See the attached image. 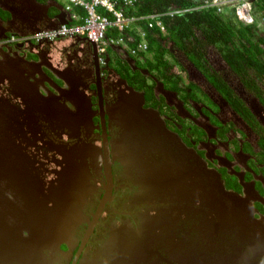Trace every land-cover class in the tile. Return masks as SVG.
<instances>
[{
	"label": "flooded vegetation",
	"instance_id": "af4514ba",
	"mask_svg": "<svg viewBox=\"0 0 264 264\" xmlns=\"http://www.w3.org/2000/svg\"><path fill=\"white\" fill-rule=\"evenodd\" d=\"M3 5L7 7L0 0V38L9 35V29L4 27L8 21L13 18L28 21L23 10H16L14 16ZM76 12L81 20L83 15ZM71 22V18L66 21ZM87 43L93 51L91 63L96 69L100 64L105 70L106 57L101 62L95 43L88 39ZM171 47L174 56L169 54L165 62L158 57L150 62L151 68L147 61L130 57L132 63L128 67L125 61L114 63L116 72L108 73L110 78L103 83L98 84L96 77L80 89H59L60 98L64 95L68 98V109L63 104L58 109L42 105V111L32 114L25 125H11V132L0 128V173L6 174L4 167L11 164H23L35 179L32 189L26 191L30 195L40 193L42 197V191L35 190L42 189V180L45 187L55 181L62 173V165L65 170L89 165L84 168L89 193L81 204L82 220L72 230V247L60 242L53 251L54 264H120L87 258L98 246L93 247L92 239H102L100 242L104 243L115 228L122 240H130L136 246L146 243L142 252L127 264H264V133L258 126L264 121V108L256 87H249L238 75L231 78L224 59L214 47L210 48L206 57L214 61L216 79L234 101L235 105H231L222 91L215 92L205 85L195 61L191 62L176 46ZM121 68L123 74L118 72ZM185 76L188 83L203 86L207 104L196 103L192 91L185 86ZM259 87L264 91L262 83ZM13 90L11 82L0 81L5 98L19 102ZM15 90L18 94L17 86ZM182 94L189 97L192 110L186 109ZM241 104L251 111L250 117L244 119L238 114L243 109ZM181 114L185 115L182 124L177 121ZM168 119L174 121L172 127L166 125ZM83 123L90 129L98 126L102 147L77 136L75 131ZM63 133L68 134V141L63 140ZM251 134L255 135V141ZM257 140L262 147L259 152L254 146ZM1 141H12L13 145L9 147ZM69 141L72 142L65 146ZM244 141L254 150H246ZM29 145L35 150L27 151ZM100 148L103 155H98ZM253 156L256 165L251 168L248 160ZM115 181L120 184L118 188ZM0 187L10 201L19 202V186L8 185L0 177ZM92 188L94 192L90 193ZM154 199L159 203L149 204ZM165 202L172 204L161 207ZM39 203L42 200L32 204ZM154 208L158 215L164 214V223L156 221L155 216L152 220L141 216ZM97 210L92 230L85 236L89 220ZM121 215L125 218L118 224L109 217ZM24 219L32 222L30 217ZM146 225L150 230H146ZM34 226L28 225L35 234ZM28 234L26 229L20 231V237L29 246ZM37 241L42 255V232ZM23 242L11 239L8 246L16 248ZM49 253L50 249L43 248L44 255ZM5 264H31V258L24 252L16 260L13 256L7 258Z\"/></svg>",
	"mask_w": 264,
	"mask_h": 264
},
{
	"label": "crops",
	"instance_id": "0c3cea01",
	"mask_svg": "<svg viewBox=\"0 0 264 264\" xmlns=\"http://www.w3.org/2000/svg\"><path fill=\"white\" fill-rule=\"evenodd\" d=\"M1 1L7 5V7L4 5L1 7L11 10L14 16L16 10L24 11L25 17L28 18L27 22L25 20L15 21L13 18L4 27L9 29V34H25L28 39L0 43V81L5 80L8 84L11 82L12 88L14 85V96L19 100L16 102L15 99H6L4 93L0 91V127L26 124L32 114L38 115L42 111V105L46 107L45 103L52 104L58 109L59 105H62L60 103L62 98L65 100L67 98L66 96L60 98L59 89L68 90L69 87L80 89L84 83L91 82L96 77L98 84L103 83L109 77L108 73L116 72L114 63L118 60L127 62L126 67L132 63L129 50H126L125 47L109 45L102 52L97 50L98 59L101 62L106 57L105 70L100 64L96 69L90 61L93 59V51L84 36L35 38L33 32L36 30L54 27L61 22L70 20L69 11L63 7L62 0ZM123 7L127 14L130 13L128 5H123ZM72 9L81 14L84 13V8L81 6L73 5ZM97 9L99 12L111 16V13L104 7L99 6ZM137 26L140 25L135 22L123 30L124 33L130 31L129 34L134 35V37H130L131 40H134L133 43L137 41L135 38ZM120 33L121 30L115 27H110L107 30L109 35ZM142 54L141 60L146 62L149 53L145 51ZM135 59L137 58L135 57ZM148 67L151 68L150 63ZM104 73L106 77H104ZM94 74L96 75L94 76ZM16 86L19 89L18 94L15 90ZM67 107L69 108V105Z\"/></svg>",
	"mask_w": 264,
	"mask_h": 264
},
{
	"label": "trees",
	"instance_id": "16d2710c",
	"mask_svg": "<svg viewBox=\"0 0 264 264\" xmlns=\"http://www.w3.org/2000/svg\"><path fill=\"white\" fill-rule=\"evenodd\" d=\"M198 2L200 0H135V4L129 6L130 13L134 14L178 10L161 16L166 26L164 33L154 28L148 30L145 40V50L149 53L147 63L158 60V57L165 62L169 54L174 56L171 46H176L185 57L195 56L201 60L199 65L205 64L208 68L206 54L214 47L213 50L218 51L232 74L238 75L244 82V72L254 70L256 74L247 85L253 87L262 83L264 86V23L243 22L232 10L196 6ZM252 5L264 22V0H252ZM140 23L144 22L141 20ZM210 72L212 81L216 80V71Z\"/></svg>",
	"mask_w": 264,
	"mask_h": 264
},
{
	"label": "water",
	"instance_id": "95a60500",
	"mask_svg": "<svg viewBox=\"0 0 264 264\" xmlns=\"http://www.w3.org/2000/svg\"><path fill=\"white\" fill-rule=\"evenodd\" d=\"M7 146L11 147L13 143L11 142H4L1 141ZM82 156L81 154H79ZM13 165L11 164L8 168L4 167V170L6 174L0 173V177H4L7 184H14L19 186L20 189L24 191H29L34 182L35 179H33V176L31 172H27L25 168H23V164L20 165ZM172 166V163H170ZM8 166V165H7ZM86 167L82 165L80 166H74L69 167L67 170H65L64 165H62V170L57 178H55V181H51L48 183V185L45 187L44 184L45 181L42 180V189L41 190H35V191H42V197L35 194V197L37 201L42 200V204L39 205V208L42 206V210L38 213L37 219L31 218V221H25V219H21L20 216H7L2 213H0V232L3 231L4 234L8 235H0V254L3 255L6 259L11 257L16 252L22 250L20 255H23V253L29 254L32 263L34 264L33 257L34 252L33 251H26L29 250L28 248L30 245L33 247H36V252H40L41 245L37 241V236L42 232V256L43 254V248H49L50 253L52 256L54 255V250L59 247L60 242H66L69 244V247H72V230L74 229L77 222L82 220L83 212L81 210V204L85 199L86 194L89 193V188L86 186V179H84V174L87 175V172L84 171V168ZM86 169V168H85ZM78 178V180H76ZM3 188L0 187V191ZM37 189V188H36ZM174 193V190L172 191ZM107 194H105V197ZM1 196L5 199V201H9L3 193H1ZM59 197V198H58ZM51 201V204L48 202ZM103 204V201L101 202ZM66 206V207H65ZM99 210L94 214L93 218L89 220V228L87 232L85 233V236L91 232L92 230V224L97 219ZM23 217V216H22ZM67 218V219H65ZM206 218V216H205ZM212 219V218H211ZM45 220V222H44ZM208 220V219H207ZM13 222V224H11ZM42 223V224H41ZM33 224H36L37 230L35 234L31 230V227ZM42 226V228H40ZM26 229L28 231V238L27 240L30 241L29 246L27 241L23 242V238L20 237V231ZM40 232V233H39ZM140 229H138V234H140ZM20 238V239H19ZM143 238H145L143 236ZM11 239L17 240L18 242H23L19 246L11 247L8 246V243ZM107 240V239H106ZM105 240V241H106ZM32 243V244H31ZM127 244V246H130L128 243H125L121 239V243H117V247L121 248L124 247V245ZM133 244V243H132ZM25 248H20V247ZM82 246V244H81ZM132 246V245H131ZM134 247H138V251L136 253L142 252L143 247L146 246V243L135 245ZM132 246V247H133ZM25 249V250H24ZM124 249H119L118 255H115L113 263H116L119 261L120 254L123 253ZM54 257V256H53ZM107 260V259H105ZM39 264V263H36ZM44 264V263H42ZM109 264V263H108Z\"/></svg>",
	"mask_w": 264,
	"mask_h": 264
},
{
	"label": "rangeland",
	"instance_id": "374dc122",
	"mask_svg": "<svg viewBox=\"0 0 264 264\" xmlns=\"http://www.w3.org/2000/svg\"><path fill=\"white\" fill-rule=\"evenodd\" d=\"M62 3L64 4L65 3V0H62ZM264 28V27H263ZM23 38H20V39H15V40H22ZM4 42V40H0V43H3ZM139 54V52L138 51H136V52H130V56L132 57V58H135L137 55ZM188 59H190V60H193V61H195V63L196 64H200V59L198 58V59H196L195 58V56L194 57H189ZM193 61H191V62H193ZM211 64L213 65L214 64V61H211ZM201 68H202V70H201V72H202V74H203V76L206 78V79H208V80H211L212 81V79H211V77L213 76L212 75V73L208 70V68L205 66V64H204V66H202V64H201V66H200ZM227 71V73H228V75L231 77V78H233V79H235V77H234V75H232V72L230 71V70H226ZM119 73H122L123 74V72H122V69H120L119 70ZM256 74V72L254 71V70H251V69H248L246 72H244V83H246V84H249V81H250V79H251V77L253 76V75H255ZM237 77V76H236ZM110 77H107V79H109ZM185 81H186V88H188V89H190L191 91H192V93H194V94H197V96H200V97H202V98H206V94L203 92V86L202 85H200V84H197V83H195V82H190V83H188V81L186 80V77H185ZM215 84H218V86L220 87L222 84L220 83V82H218V80L216 79V80H214L213 81ZM142 86H144L143 84H142ZM256 93L258 94V100H259V102H260V104L263 106V108H264V91H262V87L260 88L259 87V84H256ZM86 92V91H85ZM219 92H221L220 90H219ZM90 94V91L89 92H87V94ZM221 93H223V92H221ZM65 96V95H64ZM93 98V97H92ZM182 99L186 102V103H184L185 104V107H186V109L189 111V110H192V107H191V103H190V100H189V97L187 96V95H185V94H182ZM67 100H68V98H66V100H65V98L63 99L62 98V100H61V102L60 103H65V101H66V103H67ZM150 103H155L154 101H150ZM49 106H52V104H48ZM47 105V103H45V106H48ZM67 105H69L68 103H67ZM208 106H209V104H208ZM190 114H192V112H190ZM263 116V115H262ZM184 117H185V115H183V114H181V116H180V118L177 120L179 123H183L184 122ZM263 118H264V116H263ZM79 120V119H78ZM29 122V121H28ZM173 123H174V121H172ZM172 122H170L169 121V119H168V121L166 120L165 121V123H166V125L167 126H170V127H172L173 126V123ZM25 125V124H24ZM74 126L76 125L75 123L73 124ZM258 126H259V128H260V130L264 133V126H263V124H262V122L260 121L259 123H258ZM0 128H3V129H5L6 131H10L11 132V129H12V126H6V127H0ZM168 129V128H167ZM97 131H98V126L97 125H95V127H92L91 129L90 128H87L85 125H84V123L83 124H79L78 125V128H77V130L75 131L76 133H77V136H80V135H82L83 137H85V138H87V139H90L91 141H93V142H96L97 144L96 145H98V146H100V147H102V145H101V141H100V136L97 134ZM237 134L238 135H240V133L239 132H237ZM62 138H63V140H69L68 139V134L66 135L65 133H63L62 134ZM250 138L252 139V140H255V135H253V134H251L250 135ZM72 141H69L68 143H65V146H68L70 143H71ZM244 143H245V147L247 148H244V149H246V150H248V151H250V150H254L253 148H252V146L249 144V142L248 141H244ZM95 144V143H94ZM237 147V144H235V147L234 148H236ZM262 147H258V148H256V150L257 151H259L260 149H261ZM26 150L27 151H30V150H35V148H33V145H29V147H27L26 148ZM52 150H50V152H51ZM102 149L100 148V150H99V152H98V155H101L102 154ZM37 155V154H36ZM95 156H96V154H94ZM103 155V154H102ZM37 156H39V155H37ZM176 156H178V153H176ZM58 157H60L59 155H57V157H56V160L57 161H59V158ZM77 157L79 158V161H81V158L79 157V155H77ZM93 158H95V157H93ZM86 159L87 160H89V157L88 156H86ZM178 160H180L179 158H178ZM255 160H256V158L253 156V157H251L249 160H248V163H249V165H250V167L252 168L253 166H255L256 165V162H255ZM101 164V163H100ZM86 166H89L88 164L86 165ZM92 175V174H91ZM87 178V175L86 174H84V179H86ZM93 183H95V182H93ZM98 183V181H96V184ZM129 182H126V184H128ZM119 183L118 182H116L115 181V186L118 188L119 187ZM131 185V184H130ZM98 188V187H97ZM93 190V188L90 190V193L91 192H94V191H92ZM218 193H221V190L220 191H218ZM92 195H93V193H92ZM91 195V196H92ZM227 195V194H226ZM246 196V195H245ZM122 197V196H121ZM19 198H20V200H19V202H12V201H5V199L1 196V191H0V213H2V214H4V215H7V216H20V218L21 219H24V217H30V218H33V219H37V215H38V213L42 210V207H40L39 208V205H40V203L39 204H32L35 200L37 201V199H36V197L32 194V195H30L28 192H26V191H24V190H19ZM120 199V198H119ZM165 201V200H164ZM160 202H162V201H160ZM154 203H159V202H157L155 199L154 200H152V201H150L149 202V204H154ZM106 204V203H105ZM170 204H172V202L170 203H168L167 205H166V202L164 203V204H162L161 205V207H168ZM157 210L154 208V209H152L151 211H150V213L149 212H145V213H142L141 214V216H143L146 220L148 219V220H152L153 218H155V220L156 221H158L159 223H161V222H163L164 223V214H161V213H159V215H158V212H156ZM147 214H149V215H147ZM158 215V216H157ZM23 216V217H22ZM155 216V217H154ZM110 218H114L115 219V224H118V222L120 221V219L121 218H123L124 217V215H121L120 217H118V218H115V217H113V216H109ZM109 217H107V218H109ZM169 217V216H168ZM125 218V217H124ZM212 219L210 218L207 222H210ZM193 220H191L190 221V224H191V222H192ZM203 221V220H202ZM204 222H206L205 220H204ZM11 224H13V222L11 223ZM42 224V223H41ZM40 228H42V226H40ZM145 228H147L146 230L148 231V230H150V229H148V225H146V227ZM116 229H118V228H115L114 230H112V232H111V234H110V236L107 238V240L104 242V243H102V242H100L102 239H92V243H93V247H96L97 245V249H96V251L95 250H92L93 252H91L90 254H87V258H89V259H93L94 261H97V262H100V261H102V260H104V259H107V260H110V261H114V259H115V255H117L116 254V251H118L119 249H124L123 250V252L124 251H127V253H128V256H129V258L131 257V252H130V250H129V247L127 246V244H125L124 245V247H121V248H118L117 247V243L118 244H120L121 243V238L119 237L120 236V233H119V231H117ZM134 230H136V229H134L133 228V231ZM142 234V233H141ZM73 236V235H72ZM142 237H143V234H142ZM73 238V237H72ZM102 243V244H101ZM32 244V243H31ZM32 246L30 245V247H29V250L30 251H33L34 252V257H33V261L34 262H37V263H44V264H54V259H55V257H53L51 254H46V255H41L39 252L37 253L36 252V250H35V248L37 247H33V248H31ZM49 250V249H48ZM22 252V250H20V251H18V252H16L15 254H13L12 256H13V258H14V260H16L19 256H20V253ZM57 255V254H56ZM133 256V255H132ZM59 257V259H61V256H58ZM124 257V254H121V256H120V259H122ZM103 258V259H102ZM178 260H181V258H179ZM6 263V258L3 256V255H1L0 256V264H5ZM31 263H32V261H31Z\"/></svg>",
	"mask_w": 264,
	"mask_h": 264
},
{
	"label": "built area",
	"instance_id": "2783aa9c",
	"mask_svg": "<svg viewBox=\"0 0 264 264\" xmlns=\"http://www.w3.org/2000/svg\"><path fill=\"white\" fill-rule=\"evenodd\" d=\"M133 0H65L64 8L69 11L71 23L61 22L57 26L50 28H42L33 32L37 39H53L58 36L67 35H84L88 40L95 43L98 51H104L109 45H119L129 49L130 52L143 50L146 48V43L142 39L135 47L129 46L125 40V36L120 33L116 35L107 34L110 27H115L119 30H124L130 23L137 20L139 17L130 15L124 12L123 5L131 4ZM73 5H78L84 8L82 18L76 11L72 9ZM199 6L214 7L216 10H234L237 17L247 23L256 22V17L252 13V0H202ZM103 6L111 16L105 15L98 11L97 7ZM178 10H168L166 12H152L143 15L142 18L147 19L148 27H155L160 31L165 30L161 15L164 13L172 14ZM260 22V21H257ZM141 37L144 36V30H139ZM26 39L28 36L11 35L8 40Z\"/></svg>",
	"mask_w": 264,
	"mask_h": 264
},
{
	"label": "clouds",
	"instance_id": "9594fccd",
	"mask_svg": "<svg viewBox=\"0 0 264 264\" xmlns=\"http://www.w3.org/2000/svg\"><path fill=\"white\" fill-rule=\"evenodd\" d=\"M200 2H202V0H200ZM200 2H198L197 4H196V6H199L198 4H200ZM132 4H134L133 2L131 3V4H128V6H130V5H132ZM64 5V4H63ZM253 6V5H252ZM166 11H168V10H166ZM166 11H163V12H166ZM226 11H229V10H226ZM233 11V13H234V15L235 16H237L236 14H235V12H234V10H232ZM124 12H125V10H124ZM218 12V11H217ZM126 13V12H125ZM149 13H152V12H149ZM149 13H145V14H134V13H128V14H130V15H135V16H138L139 18L137 19V20H135L134 22H132V23H138L139 25L141 24L140 23V21L142 20L144 23L142 24V25H140V26H137L136 28H135V31H136V34H135V38L137 39V41L135 42V43H133L134 42V40H131L130 39V37L131 36H133L134 37V35H132V34H129V32L130 31H127L126 33H124L123 32V30H121V33L126 37L125 38V40H126V42H127V44L129 45V46H132V47H135L136 45H137V43L140 41V40H146V34L148 33V30H150V29H152V28H154L155 29V31H157V32H159V33H164L165 31H166V26H165V24H164V26H165V30L164 31H160V30H158V29H156L155 27H148L147 26V24H146V22H147V19L146 18H142V16L143 15H146V14H149ZM252 13H253V15L256 17V21H260V22H257V23H255L256 25H262L264 22H262V18H260L255 12H254V10H252ZM164 14H168V13H164ZM171 15V14H170ZM162 16V15H161ZM161 19H162V17H161ZM238 19V18H237ZM239 20V19H238ZM162 22H163V20H162ZM132 23H130V24H132ZM145 24V25H144ZM250 24H253V23H250ZM144 25V26H143ZM126 28V27H125ZM139 30H144V32H145V34H144V36L143 37H141L140 36V34H139ZM11 35H15V36H25V34H9V35H5V36H3V37H1L0 38V40H4V42H19V41H23V40H27L28 38H26V39H22V40H13V41H11V40H8L9 39V37L11 36ZM57 38V37H56ZM145 43H146V41H145ZM117 46H119V45H117ZM119 47H123V46H119ZM126 48V47H125ZM146 48H147V43H146ZM145 48V49H146ZM145 49H143V50H137L138 52H139V54H138V56L136 57L137 59H141L142 57H140L141 56V54L143 53V52H145L146 50ZM126 50H129L128 48H126ZM148 51V50H147ZM130 52V51H129ZM220 60V59H219ZM208 61H209V59H208ZM209 63H210V65H211V71H215L214 70V66H215V63L212 65L211 64V61H209ZM195 67H197L198 69H201L202 70V68L200 67L201 65H199V64H195L194 65ZM202 66H204V65H202ZM206 66V65H205ZM207 67V66H206ZM209 70V71H210ZM233 75V74H232ZM235 75V74H234ZM186 77V80L189 82V79H188V77L187 76H185ZM204 77V76H203ZM204 83H205V85H208V86H210V88L212 89V90H214L215 92H218L219 90L220 91H222L223 92V95L231 102L230 104L231 105H235V103H234V101L229 97V95L227 94V90L225 89V88H222L221 86L219 87L218 86V84H215L213 81H211V80H208V79H206L205 77H204ZM263 89V88H262ZM84 91V90H83ZM193 94V96L195 97V101H196V103L198 104V105H203V104H207L208 102H207V100H206V98L208 97L207 95H206V98H202V97H200V96H197V94H194V93H192ZM236 101H238L237 99H235ZM63 105L68 109V107H67V103H63ZM241 108H243L242 109V111H239L238 112V114L239 115H241L244 119H246L247 117H250V115H251V111L250 110H248V108H246V106L245 105H243V104H241ZM262 123H264V121H262ZM239 133H240V135H239V137L240 138H243V133L241 132V131H238ZM255 141V140H254ZM259 140H257L256 142H254V146L256 147V148H258V147H261V145L259 144ZM263 147H264V145H263ZM259 152V151H258ZM60 245V244H59ZM46 249H49V248H46ZM135 254H137V253H135ZM134 254V255H135ZM133 255V256H134ZM133 256H131L130 257V262H131V259H132V257Z\"/></svg>",
	"mask_w": 264,
	"mask_h": 264
},
{
	"label": "bare ground",
	"instance_id": "6f19581e",
	"mask_svg": "<svg viewBox=\"0 0 264 264\" xmlns=\"http://www.w3.org/2000/svg\"><path fill=\"white\" fill-rule=\"evenodd\" d=\"M59 198V197H58ZM66 207V206H65ZM65 219H67V218H65ZM44 222H45V220H44ZM34 227H36V229H37V226H34ZM123 242H125V243H128L130 246H128L129 247V250H130V252H131V256L132 255H134L138 250V247H134L133 246V244L131 243V241L130 240H127V239H124V240H122ZM133 247H132V246ZM122 254H124V257L122 258V259H120L119 260V262H120V264H127V263H130L129 261H130V258H129V256H128V253H127V251H124ZM0 256H1V254H0ZM125 262V263H124Z\"/></svg>",
	"mask_w": 264,
	"mask_h": 264
}]
</instances>
